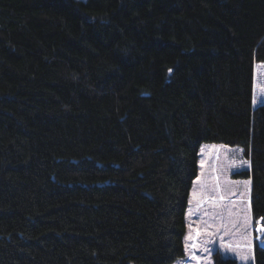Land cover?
<instances>
[{
	"label": "trees",
	"instance_id": "trees-1",
	"mask_svg": "<svg viewBox=\"0 0 264 264\" xmlns=\"http://www.w3.org/2000/svg\"><path fill=\"white\" fill-rule=\"evenodd\" d=\"M257 62L264 0H0V264L184 258L203 143L243 149L264 228Z\"/></svg>",
	"mask_w": 264,
	"mask_h": 264
},
{
	"label": "rangeland",
	"instance_id": "rangeland-1",
	"mask_svg": "<svg viewBox=\"0 0 264 264\" xmlns=\"http://www.w3.org/2000/svg\"><path fill=\"white\" fill-rule=\"evenodd\" d=\"M253 104L254 109L264 104V62L255 64ZM249 168L241 147L201 145L186 213V257L173 264H215L216 254L239 264L254 263V245L264 246V231L258 234L259 224L252 219L251 180L238 176ZM192 250L199 261H187Z\"/></svg>",
	"mask_w": 264,
	"mask_h": 264
},
{
	"label": "snow or ice",
	"instance_id": "snow-or-ice-1",
	"mask_svg": "<svg viewBox=\"0 0 264 264\" xmlns=\"http://www.w3.org/2000/svg\"><path fill=\"white\" fill-rule=\"evenodd\" d=\"M169 71H171V70H169ZM204 251L207 252V251H209V250H208L207 248H205ZM192 258H193V259H196L197 261L200 260V257H197V256H195V255H194Z\"/></svg>",
	"mask_w": 264,
	"mask_h": 264
},
{
	"label": "crops",
	"instance_id": "crops-1",
	"mask_svg": "<svg viewBox=\"0 0 264 264\" xmlns=\"http://www.w3.org/2000/svg\"><path fill=\"white\" fill-rule=\"evenodd\" d=\"M192 254L189 256V258L187 259V261L190 259V258H192L193 257V255L195 254L196 255V253L192 250ZM185 257H186V252H185ZM183 264H185V263H183Z\"/></svg>",
	"mask_w": 264,
	"mask_h": 264
}]
</instances>
